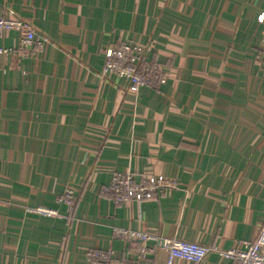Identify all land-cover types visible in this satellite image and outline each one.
Masks as SVG:
<instances>
[{
    "label": "crops",
    "instance_id": "crops-1",
    "mask_svg": "<svg viewBox=\"0 0 264 264\" xmlns=\"http://www.w3.org/2000/svg\"><path fill=\"white\" fill-rule=\"evenodd\" d=\"M262 13L264 0H0V16L51 40L21 56L19 33H0V264H166L115 227L213 248L174 264H238L219 251L264 225ZM113 41L143 44L167 82L135 92L102 76ZM115 171L179 184L118 204L105 192Z\"/></svg>",
    "mask_w": 264,
    "mask_h": 264
},
{
    "label": "built area",
    "instance_id": "built-area-1",
    "mask_svg": "<svg viewBox=\"0 0 264 264\" xmlns=\"http://www.w3.org/2000/svg\"><path fill=\"white\" fill-rule=\"evenodd\" d=\"M258 21L264 22V13L258 16ZM15 30L19 33V44L11 50L12 53L21 56H34L43 50L51 40L40 35L29 23L20 18L0 16V33ZM262 50L264 52V37L262 38ZM0 48L1 52H6ZM104 65L102 76H115L129 83L132 91H139L142 87H159L168 80L166 70L158 63L148 60L143 44L128 41L110 42L103 51ZM178 182L163 175L147 174L139 179L132 172L115 171L111 183L105 188V192L111 193L118 204L145 201L158 198L169 190L178 187ZM58 201L72 208L75 204V190L66 187ZM27 212L43 216H59L56 209L43 206L29 207ZM114 233L118 236L138 239L140 241V255L155 254V247H149L150 241L155 242L167 253L166 264H174L181 259L191 263H199L213 248L180 239L161 238L148 230H131L115 227ZM219 253L229 259L236 260L238 264H264V225L260 226L256 237L251 241L240 242L235 248L221 250ZM87 257L92 261L112 260L111 255L103 250H90Z\"/></svg>",
    "mask_w": 264,
    "mask_h": 264
},
{
    "label": "trees",
    "instance_id": "trees-1",
    "mask_svg": "<svg viewBox=\"0 0 264 264\" xmlns=\"http://www.w3.org/2000/svg\"><path fill=\"white\" fill-rule=\"evenodd\" d=\"M155 63V62H154Z\"/></svg>",
    "mask_w": 264,
    "mask_h": 264
}]
</instances>
